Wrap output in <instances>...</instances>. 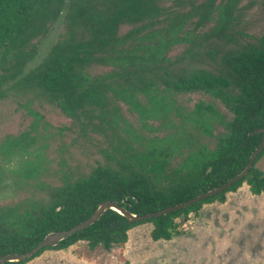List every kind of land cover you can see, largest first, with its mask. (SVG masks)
Instances as JSON below:
<instances>
[{"label":"trees","instance_id":"obj_1","mask_svg":"<svg viewBox=\"0 0 264 264\" xmlns=\"http://www.w3.org/2000/svg\"><path fill=\"white\" fill-rule=\"evenodd\" d=\"M163 1L0 0V54L5 57L18 58L33 46L37 51L39 41L64 11L56 41L36 70L19 78L49 100L59 98L82 135L98 132L105 141L99 148L103 162L85 171L68 170L58 185L35 184L41 198L0 204V256L27 252L48 232L69 229L86 219L102 201L112 200L141 215L213 189L246 166L262 136L249 132L264 125V34L240 43L232 26L237 0H228L214 29L191 35V47L168 59L163 53L172 41L169 36L186 14L175 7L189 0H172L173 7H164ZM212 4L206 0L205 8H199L196 28ZM163 36L167 38L162 40ZM212 38L235 45L226 49ZM202 62L207 63L195 65ZM100 65L110 69L95 72ZM158 85L164 92H201L209 101L180 112L179 125L159 142L136 132L131 138L121 137L112 125L113 101L135 102L137 92L147 94ZM263 156L264 146L237 182L182 209L136 222L107 209L57 245L3 264H23L45 249H67L78 241L90 249L110 250L127 241L130 228L145 221L152 223L153 240H169L179 225L177 218L187 220L203 203L224 202L226 192L242 183L252 194H264V172L256 166ZM34 170L31 166L22 172L28 175Z\"/></svg>","mask_w":264,"mask_h":264},{"label":"rangeland","instance_id":"obj_2","mask_svg":"<svg viewBox=\"0 0 264 264\" xmlns=\"http://www.w3.org/2000/svg\"><path fill=\"white\" fill-rule=\"evenodd\" d=\"M205 1L189 0V4L175 7L179 13L186 11V14L181 15L183 19L176 25L179 27L171 32L169 39L172 41L164 49V57L172 59L182 54L191 47V35L216 27L219 10L228 0H213L206 20L196 28L197 14L205 8ZM261 2L236 1L232 26L240 43L264 34ZM162 4L173 7L172 0H164ZM63 15L64 11L51 24L48 33L39 41L37 51L33 46L26 54L17 55L18 58L0 54L2 205L20 202L27 197L41 198L43 194L35 184L58 185L68 170L85 171L103 162L104 156L99 152L105 143L103 135L98 132L82 135L72 126V118L59 98L49 100L46 94H38L30 82L24 86L19 78L26 74L30 76L36 70L62 30ZM125 29L123 27L120 32ZM164 38L167 37L163 36L162 40ZM210 41H219L226 49L235 45V42L223 43L216 38ZM7 58H11V63H7ZM17 63L19 66L23 63L22 68ZM205 63L195 65L205 66ZM109 69L110 66L100 65L95 72L103 73ZM134 98L135 102L122 98L113 101L116 107L112 121L115 131L125 138H131L133 132L154 136L157 142L176 129L180 112L186 113L198 101L205 104L209 101V96L201 92H164L162 85L147 94L137 92ZM220 109L224 110L222 106ZM112 140L118 143L116 138L112 137ZM132 143L136 145V142ZM175 152L178 153L177 149ZM31 166L35 170L25 175L22 169ZM256 166L264 172V156ZM225 196V202L203 203L187 220L177 218L179 225L169 240H153L150 235L152 223L145 221L130 228L127 241L110 250L90 249L85 241H78L67 249H45L23 264H264V194H252L242 183Z\"/></svg>","mask_w":264,"mask_h":264},{"label":"water","instance_id":"obj_3","mask_svg":"<svg viewBox=\"0 0 264 264\" xmlns=\"http://www.w3.org/2000/svg\"><path fill=\"white\" fill-rule=\"evenodd\" d=\"M254 133H260L262 136H261V139H260L258 145L256 146V148L250 154L246 166L243 168V170H241L239 173H237L235 176L231 177L229 180L222 183L221 185H219L213 189L204 191V192L194 196L193 198H191L187 201L177 203V204H172V205L166 206L160 210L148 212V213L141 214V215H136L135 213L130 212L124 206L119 205L118 203H116L112 200L102 201L98 204L97 208L93 211V213L90 216H88L86 219H84L83 221L75 224L74 226H72L66 230L48 232L47 234L44 235V237L35 246H33L30 250H28L25 253H9V254H4V255L0 256V264H3L5 262H19V261H22L26 258L31 257L32 255H34L37 251H39L44 246H55V245H57L61 240L67 238L69 235H71V234H73V233H75L81 229H84L87 226H89L90 224H92L93 222H95L103 214V212L106 211L107 209H112V210L116 211L117 213L121 214L122 216H124L127 219L128 222H136V221H140V220L147 219V218L158 217L160 215L167 214L171 211H176V210L182 209V208L189 206V205H191V204H193L199 200H202V199L207 198L211 195L219 193L220 191H222L226 187L237 182L240 178H242L243 175H245L247 173V171L251 167L252 162L254 161L255 157L259 154V152L263 148V146H264V125L262 127H257L256 129L249 132L250 135H252ZM209 169H210V167H208V170ZM123 202L124 203L126 202V197L123 198Z\"/></svg>","mask_w":264,"mask_h":264},{"label":"crops","instance_id":"obj_4","mask_svg":"<svg viewBox=\"0 0 264 264\" xmlns=\"http://www.w3.org/2000/svg\"><path fill=\"white\" fill-rule=\"evenodd\" d=\"M225 202V201H224Z\"/></svg>","mask_w":264,"mask_h":264}]
</instances>
